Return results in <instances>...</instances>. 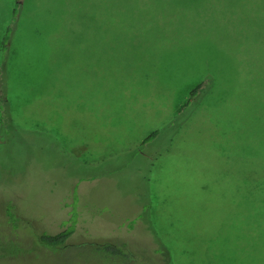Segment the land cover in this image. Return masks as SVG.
<instances>
[{"label":"rangeland","instance_id":"rangeland-1","mask_svg":"<svg viewBox=\"0 0 264 264\" xmlns=\"http://www.w3.org/2000/svg\"><path fill=\"white\" fill-rule=\"evenodd\" d=\"M18 1L0 264H230L206 243L264 240V0Z\"/></svg>","mask_w":264,"mask_h":264},{"label":"crops","instance_id":"crops-1","mask_svg":"<svg viewBox=\"0 0 264 264\" xmlns=\"http://www.w3.org/2000/svg\"><path fill=\"white\" fill-rule=\"evenodd\" d=\"M141 142V140H140ZM132 145L133 141L130 142ZM139 142H136L137 144ZM132 147V146H128ZM125 147V148H128ZM110 147H106V150H109ZM168 150H165L164 152H167ZM168 153V152H167ZM166 157V156H165ZM164 157V158H165ZM165 161V160H164ZM135 197L138 199L144 200L143 194H139L138 192L134 193ZM151 197V195H150ZM146 203V202H145ZM144 202H140V209L146 205ZM138 224H142L143 222L141 220H137ZM228 231L233 232L237 231L236 229L233 230V225H230ZM129 229H123L122 231H128ZM133 229L129 230L132 231ZM234 234H230L229 239H215L212 243L207 242L208 248H214L215 249V255L220 260L222 258V255H225L226 252L223 251V249H228V257L230 264H264V240L261 241H255V240H249V241H241V240H233Z\"/></svg>","mask_w":264,"mask_h":264},{"label":"trees","instance_id":"trees-1","mask_svg":"<svg viewBox=\"0 0 264 264\" xmlns=\"http://www.w3.org/2000/svg\"><path fill=\"white\" fill-rule=\"evenodd\" d=\"M20 6V1L16 0L15 4H14V7H13V10H12V18H11V21L10 23L8 24L7 28H6V34L3 38V43H2V48H3V51L7 48V40L9 38V35L11 33V30L13 28V25H14V21L16 19V16L18 14V7ZM2 68H0V107L5 108L8 100L5 98V95H4V78H3V75H2ZM208 80L205 79L203 81H201L198 85H196L191 93H190V97H189V100L183 104L181 106V109H183L184 107H186L188 104H190V102H192L194 100V97L199 93L201 92L202 90H204L206 88V86L208 85ZM180 109V110H181ZM3 111H1V115L2 117L4 116V114L2 113ZM159 131L158 130H154L153 132H151L149 135H147L143 140H142V144H146V143H149L152 139H154L157 135H158ZM73 232V229L72 228H67V229H64V230H61L57 233H41L40 234V239L41 241L46 244V245H49V246H59V245H65L68 238L71 236Z\"/></svg>","mask_w":264,"mask_h":264}]
</instances>
